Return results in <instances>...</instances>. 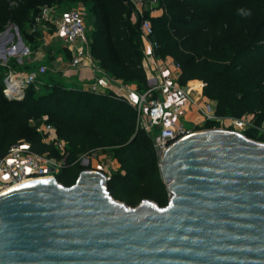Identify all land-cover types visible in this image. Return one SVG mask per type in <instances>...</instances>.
Returning a JSON list of instances; mask_svg holds the SVG:
<instances>
[{
  "label": "water",
  "instance_id": "water-1",
  "mask_svg": "<svg viewBox=\"0 0 264 264\" xmlns=\"http://www.w3.org/2000/svg\"><path fill=\"white\" fill-rule=\"evenodd\" d=\"M159 154L163 206L112 198L89 168L1 193L0 264H264V143L202 128Z\"/></svg>",
  "mask_w": 264,
  "mask_h": 264
},
{
  "label": "trees",
  "instance_id": "trees-1",
  "mask_svg": "<svg viewBox=\"0 0 264 264\" xmlns=\"http://www.w3.org/2000/svg\"><path fill=\"white\" fill-rule=\"evenodd\" d=\"M40 1L42 4L30 10L20 6L10 11L11 22L33 48L37 42L24 32L31 14L43 4L66 7L61 1L75 0ZM81 1L91 16L86 32L91 56L113 78L134 82L139 88L144 86L139 19L132 16L129 0ZM245 1L157 0L161 12L156 15L145 13L151 24L152 40L157 44L155 55H169L178 62L177 81L180 84L189 79L202 81L201 93L215 101L214 112L218 116L240 117L245 113L264 111V97L260 95L264 94V87L259 83V72L240 67L242 62L258 56L254 48L259 39L256 36L264 25V6L250 10L252 22L244 30L248 38L242 35L243 38L240 30L227 37L231 28L228 22L243 17L238 10ZM7 17V13L0 10V29ZM211 20L220 25L221 44L216 38L207 40L203 33L199 34L198 29L210 26ZM65 56L69 57L66 50ZM191 83L199 86L198 81ZM42 85L46 87L43 92L29 85L21 99H7L2 93L0 78V154L11 144L24 142L32 152L58 156L52 143L42 142L35 129V124L44 116V121L54 127L58 138L65 141V161L54 175L58 183L69 186L81 169L88 168L78 162L79 154L95 149L108 150L118 163L105 178L106 191L112 198L130 206L143 198L158 206L166 204L167 193L151 136L136 125L135 110L130 103L109 90L96 92L66 86L56 80ZM30 120L35 124L31 125ZM214 124V120H207L203 127ZM243 134L252 138L249 129Z\"/></svg>",
  "mask_w": 264,
  "mask_h": 264
},
{
  "label": "built area",
  "instance_id": "built-area-1",
  "mask_svg": "<svg viewBox=\"0 0 264 264\" xmlns=\"http://www.w3.org/2000/svg\"><path fill=\"white\" fill-rule=\"evenodd\" d=\"M129 2L132 5V16L134 18L138 16L139 19L140 37L150 46L146 55H142L146 78L144 86L139 88L135 83L123 82L107 74L89 52L86 40L87 27L80 8H67L51 3L39 6L24 27V32L30 34L37 42L34 48L23 37L15 23H6L0 29V66L7 67L2 76L3 95L7 99H21L29 85L41 83L39 78L47 70L45 64L41 62L46 55L44 50L49 48V53L53 55L52 49L58 46L65 48L70 54L65 68L72 71L85 68L89 72L91 82L84 86L85 89L99 92L97 84L102 76L111 84L106 90L132 105L136 125L145 132H152L150 135L152 145L155 151H159V156L172 142L202 128L228 129L245 136L243 131L252 124L249 116H218L214 112L213 99L202 96L197 87L180 84L168 74L162 73L161 68L166 63H170L175 70H179V64L169 55L158 57L160 59L157 61L154 53L157 44L152 40L151 24L145 13L155 15V11L161 12L157 0ZM39 45L44 46V50L41 51ZM11 62L20 64V67H8ZM23 64L29 66L24 68ZM186 105L193 106L199 114L202 128L196 127L197 124L186 127L182 123L180 117L184 118ZM44 120L43 116L37 124L33 120L29 123L35 124L42 142L52 143L58 156L32 152L24 142L11 144L3 154H0V189L27 178L54 177L63 165L67 154L65 141L58 138L54 127ZM207 120H214L216 124L203 127ZM92 153L91 151L79 154L77 159L80 164L86 165Z\"/></svg>",
  "mask_w": 264,
  "mask_h": 264
},
{
  "label": "rangeland",
  "instance_id": "rangeland-1",
  "mask_svg": "<svg viewBox=\"0 0 264 264\" xmlns=\"http://www.w3.org/2000/svg\"><path fill=\"white\" fill-rule=\"evenodd\" d=\"M61 2L67 8L68 7L69 8L70 7L80 8L81 13H82V17H83V21L87 27V32H88L89 27H90V23H91V16L88 15L86 4L83 3L81 0L61 1ZM38 4H42V2L40 0H0V10L5 11L7 13V16H8L6 18L4 24L11 22L12 18H11V14H10L11 12L10 11H13V10L15 11L20 6L28 7L27 10H30L32 7H34ZM242 4L243 5H242L241 9L255 10V9H258V7H260V6H264V0H246ZM26 14H25V16H26ZM226 19H227V17H225V20ZM251 22H252V18L249 15L243 16V17H241L239 19H235V20L230 19L228 24H230L231 28L229 30L227 37L234 35L235 32H239V30H240L241 36L243 35L244 37L248 38L249 35L247 34V31L244 33V30L247 28V25H249ZM210 24H211L210 26L208 25L207 27L199 28L198 29L199 34L203 33L205 35L204 37L207 38V40H209L210 38L215 40V38H216L217 43L221 44V38H220L221 32H219L220 25L217 24L216 22H214L213 20L210 21ZM245 35H247V36H245ZM243 38H240V39L242 40ZM256 38H259V39L257 40V43H256L257 47L254 48V51L258 52V56L254 57V58H249L246 61L242 62L240 67H245L246 70H248L249 72L250 71L251 72H259L257 77H258L260 85H262L264 87V25L260 28L259 34H257ZM243 42H245V41L243 40ZM140 44H141L140 46H141V51H142V55H143L141 37H140ZM44 48H45L44 46L39 45V49H41V51L44 50ZM52 50H54L53 55L49 53L50 52L49 48H46V50H44L45 54L47 55V58L45 59V57H44V59L41 62L45 64L47 70L44 73V75L41 78H39L41 83H36L34 85V88H36V90H39L42 92L46 90L45 85H42V83L50 84L51 82H54V80H55V78L52 75L51 68H50V60L54 59V55L59 50L56 51L55 48H53ZM140 64L142 66V57L140 59ZM25 65L26 64H23L22 67L25 68L26 67ZM8 67L18 68V67H20V64H13L11 62L8 64ZM32 67L34 68V65ZM142 68L144 69L143 66H142ZM6 69H7V67L0 66V75H1L0 78L1 79H2V76L4 75ZM132 83H134V82H132ZM63 84H65V83H63ZM201 84H202V81H201ZM68 85H66V86H68ZM192 86L199 88V86L196 84H194ZM260 95L262 97H264V94H260ZM243 115L249 116L251 119V122H252L251 126H249L247 128V129H249V132L252 135V138H249V139L260 142V143H264V111L262 113H259V114L245 113ZM226 116H231V115H226ZM180 120L182 121V123L186 127L191 126L184 118H182V116L180 117ZM148 134L151 135L152 132H149ZM92 152L93 153L91 155H89V157L87 159L88 160L87 164L86 165L82 164V165H85L89 169L100 170V168H103L105 170L112 171L110 169V163H111V159H112V155H111L110 151H108V150L102 151L100 149H95V150H92ZM78 162H79V160H78ZM105 176H107V175L105 174Z\"/></svg>",
  "mask_w": 264,
  "mask_h": 264
},
{
  "label": "crops",
  "instance_id": "crops-1",
  "mask_svg": "<svg viewBox=\"0 0 264 264\" xmlns=\"http://www.w3.org/2000/svg\"><path fill=\"white\" fill-rule=\"evenodd\" d=\"M159 14V11H155L154 13ZM55 50H59L58 52H56V54L54 55V59L50 60V68L52 71V75L55 78L56 81H61V83H65L68 86H76V87H82L85 88L84 86L91 82V78H90V74L89 72L85 69L82 68L78 71H72L69 70L67 68H65L66 62L68 60L65 56V48L63 47H58L55 46L54 47ZM150 46L148 45V43L144 40H142V50H143V55L147 53V51H149ZM45 59L47 58V55L44 56ZM157 61H159L160 58L156 57ZM152 60H149V62H151ZM162 73L168 74L169 76H171L174 80L177 81L178 79V75H179V70H175L172 65L170 63H166L165 65L162 66ZM194 81H198L199 82V88H197V90H199L201 92V81L198 79H189L187 80L184 84L185 85H192L191 82ZM178 82V81H177ZM64 84V85H65ZM110 83H108L106 81V79L104 77H100L98 84H97V89L99 92H104L106 91L107 88L110 87ZM202 95V93H201ZM203 96V95H202ZM184 119L191 125L193 126L194 124H197L196 127L198 128H202V119L200 118L199 114L196 112V110H194L193 106H188L186 105V112L184 115ZM118 167V163L116 162L115 159H111V163H110V169L113 171ZM103 170V171H102ZM100 171H102L104 174L108 175L111 171L105 170L103 168H100Z\"/></svg>",
  "mask_w": 264,
  "mask_h": 264
},
{
  "label": "bare ground",
  "instance_id": "bare-ground-1",
  "mask_svg": "<svg viewBox=\"0 0 264 264\" xmlns=\"http://www.w3.org/2000/svg\"><path fill=\"white\" fill-rule=\"evenodd\" d=\"M40 178H42V177H40ZM43 178H44V177H43ZM35 179H36V178H27V179H23V180H21V181H19V182H17V183H13V184H11V185H9V186L3 188V189H0V194L3 193L4 191H6V190H8V189H10V188H12V187H14V186H16V185H19V184H22V183H25V182H29V181H32V180H35ZM37 179H38V178H37Z\"/></svg>",
  "mask_w": 264,
  "mask_h": 264
},
{
  "label": "clouds",
  "instance_id": "clouds-1",
  "mask_svg": "<svg viewBox=\"0 0 264 264\" xmlns=\"http://www.w3.org/2000/svg\"><path fill=\"white\" fill-rule=\"evenodd\" d=\"M238 13L243 16L250 15V10H245V9H239Z\"/></svg>",
  "mask_w": 264,
  "mask_h": 264
}]
</instances>
